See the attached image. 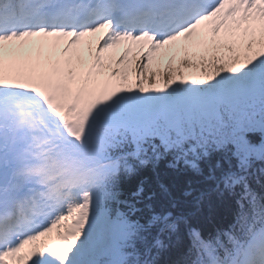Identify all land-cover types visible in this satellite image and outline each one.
I'll list each match as a JSON object with an SVG mask.
<instances>
[{"label": "snow or ice", "instance_id": "obj_1", "mask_svg": "<svg viewBox=\"0 0 264 264\" xmlns=\"http://www.w3.org/2000/svg\"><path fill=\"white\" fill-rule=\"evenodd\" d=\"M170 45L207 75L152 86ZM162 252L264 264V0H0V264Z\"/></svg>", "mask_w": 264, "mask_h": 264}, {"label": "trees", "instance_id": "obj_2", "mask_svg": "<svg viewBox=\"0 0 264 264\" xmlns=\"http://www.w3.org/2000/svg\"><path fill=\"white\" fill-rule=\"evenodd\" d=\"M171 163L170 158L162 159L159 162L158 168L162 172V174L165 176V178H171L176 176V172L174 169L169 168V164ZM144 175L148 178H151L153 176L152 170L150 168L145 169ZM137 184L136 178H133L131 181L127 182L125 185V190L134 188ZM176 185H173L174 190L176 189ZM179 190L180 195H183V192L185 191H191L193 193V196L199 194V191L201 190L200 184L198 182H189L186 179H183L179 182ZM185 199H191V197H185ZM234 208L230 207L228 204L219 201L218 199L214 200V207L213 209H209L207 205H203L200 208V212L197 213L198 216V222H201L204 224V226L207 228L209 225L207 221L204 220L205 214H210L211 212H214L218 217L223 216L224 218H227L229 213L233 211ZM191 212L196 213L197 210L195 207L190 209ZM207 234V233H205ZM173 254L171 252H162L160 255V262L161 264H168V261L173 259Z\"/></svg>", "mask_w": 264, "mask_h": 264}, {"label": "bare ground", "instance_id": "obj_3", "mask_svg": "<svg viewBox=\"0 0 264 264\" xmlns=\"http://www.w3.org/2000/svg\"><path fill=\"white\" fill-rule=\"evenodd\" d=\"M175 44L177 47L182 46V44H179V43H175ZM124 48H125V45L120 46L118 49L115 50V54L117 56L120 55L124 51ZM171 48H172L171 45L166 46V49H164L161 52L156 53L155 54L156 60L149 65L148 71L155 73V77H156L153 81H151L152 86H155V87L165 86L166 79H167V77L163 75L165 72L175 73L177 75V78H180L181 74H183L185 78L186 74L192 68L197 67V69L201 72L200 73L201 77H204L207 75L206 70H205L206 63H204L203 66L200 65L195 56L192 57L193 63L191 64L190 67H183V68L181 67V58L182 56H184L183 53H181V55L176 56L173 62L169 64L168 62L169 57H170L169 50ZM133 57H134V54H133ZM133 57H130V59H133ZM133 67H134V62H133ZM146 86H147V83H146Z\"/></svg>", "mask_w": 264, "mask_h": 264}, {"label": "rangeland", "instance_id": "obj_4", "mask_svg": "<svg viewBox=\"0 0 264 264\" xmlns=\"http://www.w3.org/2000/svg\"><path fill=\"white\" fill-rule=\"evenodd\" d=\"M205 63H206V61H205ZM205 68H206V66H205ZM195 70V67H194V69H193V71ZM195 72H197V70L195 71ZM199 72H197V74H198Z\"/></svg>", "mask_w": 264, "mask_h": 264}]
</instances>
